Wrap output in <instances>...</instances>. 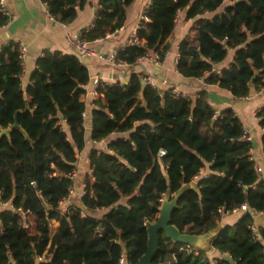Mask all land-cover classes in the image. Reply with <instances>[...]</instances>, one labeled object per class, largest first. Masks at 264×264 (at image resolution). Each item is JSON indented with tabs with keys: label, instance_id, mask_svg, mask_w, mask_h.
I'll list each match as a JSON object with an SVG mask.
<instances>
[{
	"label": "trees",
	"instance_id": "16d2710c",
	"mask_svg": "<svg viewBox=\"0 0 264 264\" xmlns=\"http://www.w3.org/2000/svg\"><path fill=\"white\" fill-rule=\"evenodd\" d=\"M132 1L99 0L92 26L81 34L94 40L115 33ZM85 2L48 0L46 6L54 19L69 23ZM186 6L187 19L196 18L195 34L179 43L178 73L207 75L206 84L237 98L248 95L251 85L264 87V0H150L149 21L137 29L141 44L117 49L116 61L131 66L153 53L161 62L177 13ZM8 19L0 13V25ZM229 49H234L233 62L215 72ZM21 73L16 43L3 44L0 131L9 132L0 136V201L10 202L12 209H0V264H119L122 255L135 264L146 249V223L156 220L164 197L175 195L171 224L181 232H215L211 247L222 256L179 252L184 244L160 232L154 263L264 264V225L253 216L264 218V180L255 173L251 142L231 108L216 112L205 90L194 98L175 96L171 89L160 92L143 83L142 72H131L125 83L100 84L90 111V139L118 136L89 150L91 172L80 201L88 210L106 211L82 216L81 207L62 211L59 202L73 186L68 173L85 147L81 95L88 69L77 55L46 51L25 89ZM15 117L20 127L12 128ZM257 118L264 151V107ZM206 166L209 174L191 186ZM241 204L248 211L221 226L222 216ZM17 208L33 217L30 227ZM52 221L58 222L53 233Z\"/></svg>",
	"mask_w": 264,
	"mask_h": 264
},
{
	"label": "crops",
	"instance_id": "0c3cea01",
	"mask_svg": "<svg viewBox=\"0 0 264 264\" xmlns=\"http://www.w3.org/2000/svg\"><path fill=\"white\" fill-rule=\"evenodd\" d=\"M150 0H133L126 9L124 24L115 32L105 38L91 41L89 46L94 51L91 56L80 58L87 67L89 80L83 85L84 93L81 100L84 101L86 110L84 117L85 127V147L76 154V178L73 181L74 194L70 202H61L62 211L70 205L81 207V212L93 214L100 217L106 209L88 210L81 204V194L84 190V178L91 172L87 160L79 158L83 152L89 153L91 148H103L108 139L118 136L111 134L107 139L99 142L90 139L91 117L90 111L95 107L94 100L98 94H94L93 79L98 77L100 83L112 84L118 81L121 76L124 82L127 81L131 72H142L149 76L155 86L161 91L176 89L182 95L194 98L201 90L207 93L208 102L211 107L220 112L225 108H231L242 123L243 130L249 136L251 142L250 158L255 164L260 165L264 170V151L261 144L263 129L258 125L257 112L264 107V88L250 86L249 93L243 98H237L229 90L222 89L216 84H206L205 78L184 77L176 70L178 59V47L181 40L185 38L193 39L195 34V20L187 19L186 9L180 10L175 19V26L166 39L170 44L164 59L155 63L152 59H140L134 65L113 66L108 60L109 54L127 45L131 32L138 27V19L141 12L149 5ZM6 7L9 12V19L0 25V47L12 41L22 44L26 48L25 57L22 60V73L20 76L21 86L25 89L31 84V75L36 67V60L44 52L58 51L62 54L77 55L76 50L70 46L66 37L77 35L81 30L90 26L97 14L99 0H86L84 6L78 10L76 17L69 23H62L54 19L47 10L44 0H6ZM213 13H205V17H211ZM234 59V49H229L225 59L216 64L215 72L228 67ZM102 97V96H101ZM100 146V147H99ZM208 166L203 168L197 177L191 182V186L196 185L200 177L209 174ZM0 209H3L0 206ZM241 216L240 212L226 213L222 216L220 225L234 223ZM257 225H264V218L254 216ZM30 224H33V217L27 216ZM58 226L57 221L51 222V232L53 233ZM215 232L208 234L206 241L201 246H196L200 251H205L211 258L221 257L211 247V238ZM166 262V261H165Z\"/></svg>",
	"mask_w": 264,
	"mask_h": 264
},
{
	"label": "built area",
	"instance_id": "2783aa9c",
	"mask_svg": "<svg viewBox=\"0 0 264 264\" xmlns=\"http://www.w3.org/2000/svg\"><path fill=\"white\" fill-rule=\"evenodd\" d=\"M45 3L48 1V0H44ZM150 4V3H149ZM47 7V6H46ZM148 8H149V5L141 12L140 16H139V19H138V27L140 25H143L145 22L149 21V18L147 16V11H148ZM0 13L4 16H7L9 17V12L7 10V7H6V0H0ZM92 26V24L90 25ZM89 27V26H88ZM138 27L133 30L131 32V35H130V38L128 40V43L127 45H139L141 44V40H139L137 38V29ZM109 35V34H106V36ZM105 36V37H106ZM67 39V42L70 46H72L75 50H76V53H77V56L79 58H84L86 56H91L94 54V51L92 50V48L89 46L90 42L91 41H94V40H99L101 38H98V39H94V40H91L89 38H86L84 37L81 33L80 34H77V35H68L66 37ZM16 48L18 49V53H19V59L21 60V63H22V60L23 58L25 57V53H26V48L25 46H23L22 44H16ZM116 55H117V51L114 50L112 51L109 56H108V60L111 62V64L113 66L115 65H119V66H124L126 63L124 62H117L116 61ZM140 59H145V60H153L155 63H159L158 59H157V56L153 53H146L145 55L141 56L138 60ZM137 60V61H138ZM117 82H120V83H125L123 80H122V77L119 76L118 77V81ZM93 83L95 85L94 87V94H98L97 93V89L98 87L100 86V79L98 77L94 78L93 79ZM143 83L146 84V85H150V86H153L155 87L157 90H159L160 92H162L160 89H158L154 82L152 81V79L149 77V76H146L143 80ZM264 88V87H262ZM171 92L173 95L177 96V95H180L179 92L176 91V89H171ZM182 95V94H181ZM217 112V111H216ZM83 116L85 117V113H83ZM245 139L249 140V136L248 134L245 133V135L243 136ZM165 152L163 150L160 151V155H164ZM254 170H255V173L257 175L258 178L264 180V170L263 168L260 166V165H257L255 164L254 166ZM76 175H77V172H76V168L74 170H72L70 173H68V177L69 179H71L72 181H74V179L76 178ZM197 177V176H196ZM84 190L81 194V196H83L84 194ZM74 194V190H73V186H71L69 189H68V193L67 195L62 198V200H60L59 202V205L61 202H70V198L73 196ZM0 206L3 208V209H12V205L10 202L8 201H0ZM14 210V209H13ZM15 211L17 213H19L22 217H27V213L25 211L22 210V208H17L15 209ZM219 211L221 212V210L219 209ZM248 211V207L246 204H241L240 206L238 207H234L231 211H228L227 213H236V212H240V213H244ZM81 215L83 216L84 214L81 212ZM253 216H257V215H253ZM25 226L26 227H30L31 224H30V221L29 223L26 222L25 223ZM250 229H255V226L254 225H250L249 226ZM178 251H183V252H186V253H189V254H194V255H198L200 253V249L197 248L196 246H193V245H190V244H184L183 246L179 247ZM42 258H39V260H41ZM119 264H131V263H128L126 260H125V257L122 255L119 259ZM164 264H172V260L169 259V260H166V262Z\"/></svg>",
	"mask_w": 264,
	"mask_h": 264
},
{
	"label": "water",
	"instance_id": "95a60500",
	"mask_svg": "<svg viewBox=\"0 0 264 264\" xmlns=\"http://www.w3.org/2000/svg\"><path fill=\"white\" fill-rule=\"evenodd\" d=\"M186 6L185 9H188ZM11 127H20L16 117ZM9 129H1L0 136L8 134ZM178 195L170 198L166 196L162 199L159 214L153 222L146 223L147 242L144 253L140 256L135 264H160L154 263L153 257L159 249V234L162 232L165 238L182 244H190L193 246H201L206 241L208 234H192L188 232H181L176 226L171 224L170 216L174 208L177 206ZM257 215V214H255Z\"/></svg>",
	"mask_w": 264,
	"mask_h": 264
},
{
	"label": "rangeland",
	"instance_id": "374dc122",
	"mask_svg": "<svg viewBox=\"0 0 264 264\" xmlns=\"http://www.w3.org/2000/svg\"><path fill=\"white\" fill-rule=\"evenodd\" d=\"M100 147V146H99ZM79 158H84L87 160V152H83V154Z\"/></svg>",
	"mask_w": 264,
	"mask_h": 264
}]
</instances>
